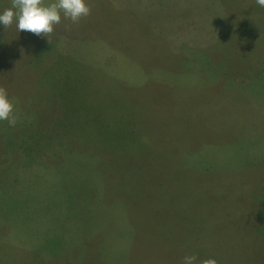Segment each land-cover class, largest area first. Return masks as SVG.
I'll use <instances>...</instances> for the list:
<instances>
[{
    "label": "rangeland",
    "instance_id": "obj_1",
    "mask_svg": "<svg viewBox=\"0 0 264 264\" xmlns=\"http://www.w3.org/2000/svg\"><path fill=\"white\" fill-rule=\"evenodd\" d=\"M86 2L0 25V264H264V7Z\"/></svg>",
    "mask_w": 264,
    "mask_h": 264
},
{
    "label": "clouds",
    "instance_id": "obj_2",
    "mask_svg": "<svg viewBox=\"0 0 264 264\" xmlns=\"http://www.w3.org/2000/svg\"><path fill=\"white\" fill-rule=\"evenodd\" d=\"M264 7V0H256ZM91 6L86 0H11V6L0 12V25L5 28L16 22L17 31L31 32L37 36L48 38L54 31V26L63 17L72 24H79L82 18L89 16ZM16 100L10 97L7 89L0 86V120H7L10 126H15L18 116L15 114ZM195 254L186 255L183 264H195ZM200 264H217L214 258H206Z\"/></svg>",
    "mask_w": 264,
    "mask_h": 264
},
{
    "label": "trees",
    "instance_id": "obj_3",
    "mask_svg": "<svg viewBox=\"0 0 264 264\" xmlns=\"http://www.w3.org/2000/svg\"><path fill=\"white\" fill-rule=\"evenodd\" d=\"M164 201H166V199H165ZM214 259H215V258H214ZM262 261H263V263H264V259H262Z\"/></svg>",
    "mask_w": 264,
    "mask_h": 264
}]
</instances>
